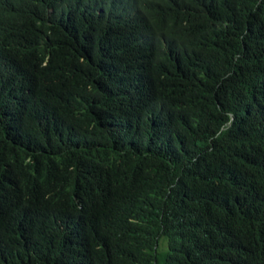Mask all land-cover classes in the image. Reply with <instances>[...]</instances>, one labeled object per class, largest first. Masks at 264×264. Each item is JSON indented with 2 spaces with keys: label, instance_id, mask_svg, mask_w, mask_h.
Returning a JSON list of instances; mask_svg holds the SVG:
<instances>
[{
  "label": "trees",
  "instance_id": "1",
  "mask_svg": "<svg viewBox=\"0 0 264 264\" xmlns=\"http://www.w3.org/2000/svg\"><path fill=\"white\" fill-rule=\"evenodd\" d=\"M0 264H264V0H0Z\"/></svg>",
  "mask_w": 264,
  "mask_h": 264
}]
</instances>
